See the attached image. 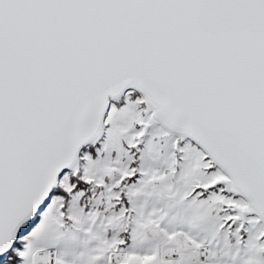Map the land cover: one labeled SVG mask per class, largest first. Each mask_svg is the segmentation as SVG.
<instances>
[{
    "label": "snow or ice",
    "instance_id": "snow-or-ice-1",
    "mask_svg": "<svg viewBox=\"0 0 264 264\" xmlns=\"http://www.w3.org/2000/svg\"><path fill=\"white\" fill-rule=\"evenodd\" d=\"M0 264H264V0H0Z\"/></svg>",
    "mask_w": 264,
    "mask_h": 264
}]
</instances>
